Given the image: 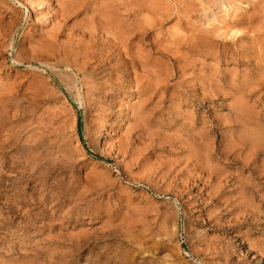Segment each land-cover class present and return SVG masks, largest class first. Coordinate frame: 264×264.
<instances>
[{
    "label": "rangeland",
    "instance_id": "obj_1",
    "mask_svg": "<svg viewBox=\"0 0 264 264\" xmlns=\"http://www.w3.org/2000/svg\"><path fill=\"white\" fill-rule=\"evenodd\" d=\"M0 5V264H264V0Z\"/></svg>",
    "mask_w": 264,
    "mask_h": 264
},
{
    "label": "bare ground",
    "instance_id": "obj_2",
    "mask_svg": "<svg viewBox=\"0 0 264 264\" xmlns=\"http://www.w3.org/2000/svg\"><path fill=\"white\" fill-rule=\"evenodd\" d=\"M23 1H25V0H23ZM30 1V0H29ZM49 1V0H48ZM51 1H53V0H51ZM88 1H91V0H88ZM114 1V0H113ZM168 1V0H167ZM170 1H172V0H170ZM173 1H175V0H173ZM189 1V0H188ZM28 2V1H27ZM93 2V1H92ZM118 2V1H117ZM124 2V1H123ZM149 2H151V1H149ZM195 2V1H194ZM73 3H75L74 1H73ZM73 3H72V5H73ZM100 3V2H99ZM121 3V2H120ZM126 3V2H125ZM177 3H178V1H177ZM186 2H184V4H185ZM218 3H220L219 1H218ZM80 4V3H79ZM97 4V3H96ZM102 4V3H101ZM144 4V3H143ZM171 4V3H170ZM202 4V3H201ZM56 5V4H55ZM62 5V4H61ZM91 5V4H90ZM118 5V4H117ZM128 5V4H127ZM172 5V4H171ZM174 5H175V3H174ZM181 5V4H180ZM188 5H190V4H188ZM259 5V4H258ZM262 5V4H261ZM1 6V5H0ZM4 6V5H3ZM25 6V5H24ZM57 6V5H56ZM79 6H81V5H79ZM93 6V5H92ZM120 6V5H119ZM122 6V5H121ZM124 6V5H123ZM141 6V5H140ZM210 6V5H209ZM71 7H73V6H71ZM76 7V6H75ZM161 7V6H160ZM193 7H195V6H193ZM34 8V7H33ZM60 8V7H59ZM98 8V7H97ZM116 8V7H115ZM114 8V9H115ZM141 8V7H140ZM176 8V7H175ZM81 8L79 7V9L78 10H80ZM103 9V8H102ZM127 9V8H126ZM139 9V8H138ZM198 9V8H197ZM69 11L70 9H68V7H67V5H65L64 7H63V9L62 8H60V9H57L56 10V14L57 15H60V14H66V11ZM83 10V9H82ZM81 10V11H82ZM105 10H107V9H105ZM125 10V9H124ZM129 10V9H128ZM55 11V10H54ZM67 11V12H68ZM76 11V9L74 10V11H72V12H75ZM109 11V10H108ZM130 11V10H129ZM174 11H177V9L176 10H174ZM204 11V10H203ZM72 12H71V14H72ZM122 12V11H121ZM70 12H68L67 14H69ZM75 13H78V12H75ZM93 13V12H92ZM97 13H99V12H97ZM117 13V12H116ZM191 13V12H190ZM250 13V12H249ZM4 14V13H3ZM7 14V13H6ZM45 14V13H44ZM74 14V13H73ZM102 14V13H101ZM105 14V13H104ZM129 14H130V12H129ZM254 14H256V13H254ZM2 15V14H1ZM75 15V14H74ZM78 15V14H77ZM81 15V14H80ZM92 15H96V13L95 14H92ZM100 15V14H99ZM121 15V14H120ZM125 15V14H124ZM123 15V16H124ZM127 15V14H126ZM125 15V16H126ZM73 16V15H72ZM84 16V15H83ZM115 16V15H114ZM193 16V15H192ZM249 16V15H248ZM63 17H64V15H63ZM73 17H75V16H73ZM105 17H106V15H105ZM108 17V16H107ZM122 17V16H121ZM150 17V16H149ZM152 17H153V14H152ZM164 17V16H163ZM189 17V16H188ZM250 17V16H249ZM68 18V17H67ZM72 18V17H71ZM71 18H70V20H71ZM76 18V17H75ZM90 18V17H89ZM128 18V17H127ZM126 18V19H127ZM190 18H192V17H190ZM194 18V17H193ZM192 18V19H193ZM97 19V18H96ZM121 19V18H120ZM130 19V18H129ZM142 19V18H141ZM150 19V18H149ZM156 19V18H155ZM13 20H15L14 18H13ZM17 20V19H16ZM69 20V19H68ZM68 20H67V22H68ZM73 20V19H72ZM91 20V19H90ZM89 20V21H90ZM101 20V19H100ZM103 20V19H102ZM101 20V21H102ZM114 20V19H113ZM171 20V19H170ZM3 22H4V20H2ZM12 21V20H11ZM19 21H20V19H19ZM136 21V20H135ZM144 21V20H143ZM249 21V20H248ZM9 22V21H8ZM64 22V21H63ZM79 22V21H78ZM96 22V21H95ZM132 22V21H131ZM14 23V22H13ZM19 23V22H18ZM71 23V22H70ZM102 23V22H101ZM158 23V22H157ZM10 24V23H9ZM48 24V23H47ZM51 24V23H50ZM60 24V23H59ZM79 24V23H78ZM78 24L76 25V26H78ZM95 24H97V23H95ZM99 24V23H98ZM104 24V23H103ZM107 24V23H106ZM130 24V23H129ZM144 24V23H143ZM196 24V23H195ZM6 25H8V24H6ZM74 25V24H73ZM108 25V24H107ZM101 26V25H100ZM109 26V25H108ZM107 26V27H108ZM144 26V25H143ZM10 27H11V25H10ZM16 27V26H15ZM95 27H97V25L95 26ZM105 27V26H104ZM106 27V28H107ZM125 27H127V26H125ZM131 27H133V26H131ZM130 27V28H131ZM136 27V26H135ZM135 27H133V28H135ZM158 27V26H157ZM66 28H68V27H66ZM76 28V27H75ZM120 28V27H119ZM129 28V26H128V29H130ZM145 28V27H144ZM6 29H7V27H6ZM12 29H13V27H12ZM45 29V28H44ZM98 29V28H97ZM105 29V28H104ZM121 29H122V27H121ZM119 30V29H118ZM127 30V29H126ZM145 30V29H144ZM115 31V30H114ZM128 31V30H127ZM131 31V30H130ZM149 31V30H148ZM10 32V31H9ZM92 32V31H91ZM117 32V31H116ZM129 32V31H128ZM175 32V31H174ZM1 33H3V32H1ZM12 33V32H11ZM46 33V32H45ZM93 33H94V31H93ZM119 33V32H118ZM126 33V32H125ZM70 34V33H69ZM75 34V33H74ZM88 34V33H87ZM8 35V34H7ZM136 35V34H135ZM147 35V34H146ZM187 35V34H186ZM253 35V34H252ZM53 36V35H52ZM94 36H95V34H94ZM112 36V35H111ZM110 36V37H111ZM115 36V35H114ZM93 37V36H92ZM107 37H109V36H107ZM136 37V36H135ZM55 38V37H54ZM89 38V37H88ZM115 37H113V39H114ZM144 38V37H143ZM66 39V38H65ZM136 39V38H135ZM1 40V39H0ZM55 40V39H54ZM7 41V40H6ZM120 41V40H119ZM132 41V40H131ZM115 42V41H114ZM146 43H147V41H146ZM121 45V44H120ZM152 45V44H151ZM122 46V45H121ZM136 47V46H135ZM118 48V47H117ZM163 48V47H162ZM34 49V48H33ZM70 49V48H69ZM32 50V49H31ZM125 51H126V49H125ZM189 52V51H188ZM141 53V52H140ZM156 53V52H155ZM160 53V52H159ZM39 54V53H38ZM188 54V53H187ZM19 55V54H18ZM162 55V54H161ZM17 56V55H16ZM160 56V55H159ZM187 56V55H186ZM20 57V56H19ZM40 57V56H39ZM49 57V56H48ZM167 57V56H166ZM8 58V57H7ZM165 58V57H164ZM189 57H187V59H188ZM202 58V57H201ZM184 59V58H183ZM43 60V59H42ZM47 60V59H46ZM191 60V59H190ZM134 61V60H133ZM143 61V60H142ZM166 61H167V59H166ZM178 61V60H177ZM180 61V60H179ZM182 61V60H181ZM215 61V60H214ZM228 61V60H227ZM1 63V62H0ZM18 63V62H17ZM17 63H16V65H17ZM32 63V62H31ZM35 63V62H34ZM170 63H172V61L170 62ZM180 63V62H179ZM194 63V62H193ZM22 64V63H21ZM24 64V63H23ZM135 64V63H134ZM139 64V63H138ZM167 65V64H166ZM140 66V68H141V65H139ZM175 66V65H174ZM174 66H172V68L174 67ZM194 66V65H193ZM35 67V66H34ZM57 68V67H56ZM4 69V68H3ZM71 69V68H70ZM163 69V68H162ZM168 69V68H167ZM159 70V69H158ZM72 71V70H71ZM173 71V70H172ZM188 71V70H187ZM168 72V71H167ZM205 72V71H204ZM172 75V74H171ZM197 75V74H196ZM176 76V75H175ZM146 77V76H145ZM172 78V77H171ZM229 78V77H228ZM174 79V78H173ZM174 82H176V81H174ZM173 82V83H174ZM197 82V81H196ZM174 85V84H173ZM200 87V86H199ZM202 87V86H201ZM180 88H181V86H180ZM203 88V87H202ZM205 89V88H204ZM237 90V89H236ZM81 91V90H80ZM176 91V90H175ZM211 91V90H210ZM257 93V92H256ZM156 95V94H155ZM191 97V96H190ZM195 100V99H194ZM20 102H21V100H20ZM156 108H157V106H156ZM158 114V113H157ZM236 117V116H235ZM248 119V118H247ZM254 119V118H253ZM217 120V119H216ZM209 121V120H208ZM211 122V121H210ZM238 122H239V120H238ZM243 126V125H242ZM245 127V126H244ZM228 151V150H227ZM230 151V150H229ZM220 154V153H219ZM237 161V160H236Z\"/></svg>",
    "mask_w": 264,
    "mask_h": 264
}]
</instances>
